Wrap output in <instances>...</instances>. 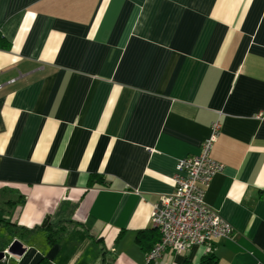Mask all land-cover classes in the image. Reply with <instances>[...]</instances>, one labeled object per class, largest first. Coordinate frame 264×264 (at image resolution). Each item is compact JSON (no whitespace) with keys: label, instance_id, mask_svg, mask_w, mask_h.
I'll return each instance as SVG.
<instances>
[{"label":"crops","instance_id":"0c3cea01","mask_svg":"<svg viewBox=\"0 0 264 264\" xmlns=\"http://www.w3.org/2000/svg\"><path fill=\"white\" fill-rule=\"evenodd\" d=\"M0 85L2 262L146 264L152 206L218 121L203 201L233 232L210 250L264 264V0H0Z\"/></svg>","mask_w":264,"mask_h":264},{"label":"built area","instance_id":"2783aa9c","mask_svg":"<svg viewBox=\"0 0 264 264\" xmlns=\"http://www.w3.org/2000/svg\"><path fill=\"white\" fill-rule=\"evenodd\" d=\"M219 130L220 123L213 122L199 152L176 161L173 191L151 209L150 222L158 239L146 252V264H156L166 250L180 252L195 244L209 250L213 239L231 236L233 227L203 201L212 177L223 169L210 157ZM8 248L2 249L1 260L11 256Z\"/></svg>","mask_w":264,"mask_h":264},{"label":"trees","instance_id":"16d2710c","mask_svg":"<svg viewBox=\"0 0 264 264\" xmlns=\"http://www.w3.org/2000/svg\"><path fill=\"white\" fill-rule=\"evenodd\" d=\"M2 223H5V224H7V225H9L11 228L12 227H15V225H13V224H10V223H7L6 221H4V220H0V224H2ZM19 232V235L20 236H22L23 235V231L21 230H18ZM57 238V236L55 237L54 236V232L52 233V232H50L49 234H48V241L49 242H51V241H54L55 239ZM0 264H6L5 262H2L1 260H0ZM38 264H40V263H38ZM187 264H190V263H187ZM197 264H219V262H218V259H217V257L213 254V252L209 249V250H207L203 255H202V257L200 258V260H199V262L197 263Z\"/></svg>","mask_w":264,"mask_h":264},{"label":"water","instance_id":"95a60500","mask_svg":"<svg viewBox=\"0 0 264 264\" xmlns=\"http://www.w3.org/2000/svg\"><path fill=\"white\" fill-rule=\"evenodd\" d=\"M14 242H16V243H14V246H12V247H9L8 248V251H9V253L12 255L14 252V249L15 250H17L18 249V252H20L21 251V245L17 242V241H14ZM11 246V245H10ZM3 258V252L2 251H0V260Z\"/></svg>","mask_w":264,"mask_h":264},{"label":"rangeland","instance_id":"374dc122","mask_svg":"<svg viewBox=\"0 0 264 264\" xmlns=\"http://www.w3.org/2000/svg\"><path fill=\"white\" fill-rule=\"evenodd\" d=\"M0 242H1V239H0Z\"/></svg>","mask_w":264,"mask_h":264}]
</instances>
